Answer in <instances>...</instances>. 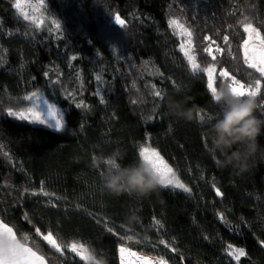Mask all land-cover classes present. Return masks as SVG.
<instances>
[{
  "label": "trees",
  "instance_id": "trees-1",
  "mask_svg": "<svg viewBox=\"0 0 264 264\" xmlns=\"http://www.w3.org/2000/svg\"><path fill=\"white\" fill-rule=\"evenodd\" d=\"M33 1L41 3L39 22L24 20L16 0H0V217L19 240L49 264L89 262L70 248L56 252L37 228L51 231L62 249L71 243L95 249L107 264H121L122 247L168 264H264V136L245 171L220 164L224 156L206 135L220 106L207 73H192L169 24L175 19L193 32L197 62L216 65L217 91L229 83L221 82L222 69L247 85L259 73L245 63L248 34L239 21L247 16L264 36V0ZM205 36L225 49L222 56L212 46L216 61L204 62L201 49L211 44ZM261 85L260 99L264 80ZM155 90L165 93V102L154 103ZM35 91L60 106L62 130L8 115ZM169 97L192 109L191 121L169 113ZM147 144L191 192L163 187L137 198L104 190V165L93 167V158L120 149L122 165L139 163ZM133 211L139 222L129 227ZM229 244L246 255L229 256Z\"/></svg>",
  "mask_w": 264,
  "mask_h": 264
},
{
  "label": "snow or ice",
  "instance_id": "snow-or-ice-1",
  "mask_svg": "<svg viewBox=\"0 0 264 264\" xmlns=\"http://www.w3.org/2000/svg\"><path fill=\"white\" fill-rule=\"evenodd\" d=\"M15 8L21 9L22 5L17 0L15 4ZM24 20H28L29 17L26 13H23ZM247 21V22H245ZM115 22L123 28L125 26V21L120 18L119 15L115 16ZM241 25H243V32L248 34V39L244 40L243 47L245 50V63L248 64L249 68L255 69L256 73H259L258 78H254L253 81L247 83H241V81L235 79V77H230L229 72L226 69H222L219 72V76L224 79H229L228 86L231 88L233 94L239 96H257L261 97L262 92V85L261 80H264V36H261V33L257 27H254L252 22L249 20L247 16L244 17V20L239 21ZM169 24L171 27L179 29L181 36H186V42H181L180 50L184 53L187 57L188 63L191 65V71L193 74H201L207 73V87L211 91L212 97L216 96L217 88L215 87L214 81V74L216 73V65L211 64L206 67H201V63L197 62V56L194 53L195 49L193 46V32L190 31L188 28L184 27L178 20H170ZM56 27L59 28L60 25L57 23ZM231 27V25H230ZM205 40H211V44L203 47L201 49V54L207 53V56L204 58V62H207V57H211L212 61H216L217 56L213 54V45H216V41L212 39L210 36H205ZM223 43L228 45V36L225 35L223 38ZM256 51L259 53V56H249V49ZM230 51V45H229ZM215 52L219 53L220 55H224L225 49L216 45ZM75 59V57H73ZM251 75V74H250ZM97 80H101V77L97 76ZM154 87V86H153ZM37 94L33 92L30 96L25 97L26 100H31ZM71 95V94H70ZM155 98H158L154 103L158 102H165V93L162 90H155L153 92ZM264 99V98H261ZM103 99H101V103H103ZM47 103V102H45ZM136 103V101H133ZM78 108H84L86 105L83 103H78L76 105ZM49 110V118L52 122H47V126L53 128L56 131H60L64 128L63 123V116L58 118L56 115L57 109L52 104H47ZM8 115L12 117H16L19 120H31L33 123H40L45 124L46 121L41 119V113L37 112L35 108H26L24 110L19 111H12L11 109L8 110ZM201 119L204 117L201 116ZM208 119H211L209 117ZM171 130V129H170ZM3 146L0 145V148ZM7 155V153H5ZM140 156L142 160L149 165L151 170L159 177L160 182L163 187L168 188H176L182 189L185 192H191V189L188 188L180 179L177 177L175 171L172 167H170L164 159L160 156V154L154 150L149 149L148 147H143L140 151ZM215 187V185H213ZM41 193L44 196H49L50 194L44 190L43 184L41 185L40 189ZM216 194L218 196H223V193L220 191L219 188L216 189ZM54 195V194H52ZM54 206V205H53ZM221 220H224L223 215L220 216ZM156 224H160L159 221L155 222ZM162 227V225H160ZM111 231V229H108ZM36 233L38 236L42 237L43 241L47 242L51 245L52 249L56 252H61L65 249L70 248L71 252L77 253L82 260L90 261L91 260V253L89 252L88 248L85 244H77L71 243L70 245L65 244L64 248L62 249L61 244L58 243L57 239L54 237L51 231L47 232V234L41 233L40 229H36ZM131 239V237H128ZM161 243H164L161 241ZM0 246L9 253L5 255L2 259H0V264H47V261L44 256L38 255L36 251H33L31 247H27L24 244H21L17 239L16 233L13 231L12 227H9L7 224L0 222ZM175 250V249H173ZM120 251L123 253L126 251L125 248H121ZM226 252L229 256L234 257L237 261L240 257L246 255L245 251L242 248H234L231 244L227 246ZM132 256H135V253H129ZM142 264H152V262L145 257L138 258ZM158 264H167V262L163 259H160Z\"/></svg>",
  "mask_w": 264,
  "mask_h": 264
},
{
  "label": "clouds",
  "instance_id": "clouds-1",
  "mask_svg": "<svg viewBox=\"0 0 264 264\" xmlns=\"http://www.w3.org/2000/svg\"><path fill=\"white\" fill-rule=\"evenodd\" d=\"M213 101L220 106V111L211 120L214 123L207 129L206 135L211 147L221 153L223 167H232L240 172L250 166L251 159L261 150L260 137L264 136V99L257 96H239L233 94L228 85H224L213 96ZM169 113L178 119L192 120V109H185L183 102L168 98ZM259 113V115H258ZM203 123V121H200ZM122 150L116 149L110 155L93 158V167L104 165L100 180L104 190L115 197L125 194L137 198H146L159 193L163 188L159 177L143 160L139 163L122 165ZM128 226L139 222L133 211L126 217ZM89 264H107L102 255L91 250Z\"/></svg>",
  "mask_w": 264,
  "mask_h": 264
},
{
  "label": "rangeland",
  "instance_id": "rangeland-1",
  "mask_svg": "<svg viewBox=\"0 0 264 264\" xmlns=\"http://www.w3.org/2000/svg\"><path fill=\"white\" fill-rule=\"evenodd\" d=\"M19 2L21 3V5H22V11H21V9H18L19 10V12H20V14L23 16V14H22V12L23 13H26L27 15H28V17H29V19L28 20H30V21H36V22H39V20L41 19L40 17V12H41V3H38V2H35V1H33V0H19ZM16 3H17V0H16ZM182 24V23H181ZM183 25V24H182ZM185 27V26H184ZM176 29V28H175ZM176 31H177V34L179 35V37L181 38V42H186V40H187V37L186 36H181L180 35V30L179 29H176ZM249 56H259V53L258 52H256V51H253L251 48L249 49ZM215 78H216V76H215V74H214V81H215ZM35 93L37 94L36 96H34L31 100H26L25 99V97H27V96H30V95H25V97L23 98V99H21L20 101H19V103L16 105V106H14V107H12V108H10L12 111H19V110H24V109H26V108H35L36 109V111L37 112H40L41 113V116H40V118L41 119H44L45 121H46V123L45 124H40V123H33V122H31V120H27V121H29V122H31L32 124H34V125H39V126H42V127H45V128H48V126H47V122H52V121H50V118H49V110H48V107H47V104H52V105H54L55 106V108L57 109V112H56V115H57V117L59 118L60 116H61V114H62V112H61V108H60V106L59 105H55V104H53L49 99H48V97H47V95H44V93L43 92H40V91H35ZM45 102H47V103H45ZM62 116H63V114H62ZM15 118V117H14ZM26 121V120H25ZM63 123L65 124V119H64V116H63ZM50 128V127H49ZM53 129V128H52ZM143 147H148L149 149H154V150H156L159 154H160V156L164 159V161L170 166V167H172L173 168V170L175 171V169H174V167H173V165H171L166 159H165V157L163 156V155H161V153H160V151H158L156 148H154V147H152L151 145H149V144H147V145H145V146H143ZM142 147V148H143ZM141 148V149H142ZM141 149H140V151H141ZM175 173H176V171H175ZM176 175H177V173H176ZM177 177L180 179V177L177 175ZM180 181L181 182H183L188 188H190L191 189V187H189L183 180H181L180 179ZM168 188H172V187H168ZM174 189H176V188H174ZM176 190H179V191H183L182 189H176ZM187 193H189V192H187ZM77 244H80V243H77ZM123 248H125L126 249V251L125 252H121L120 251V255H121V264H134V263H132V262H130V261H127V256H129L127 253H128V251H130V250H132V249H129V248H126V247H123ZM134 251V250H133ZM136 252V251H135ZM75 253V252H74ZM138 253V252H137ZM75 254H77V253H75ZM139 254H145V253H139ZM78 255V254H77ZM146 255H148V254H146ZM79 256V255H78ZM148 256H150V257H152L151 255H148ZM80 257V256H79ZM153 257H155V258H158V257H156V256H153ZM160 259V258H159ZM86 262H89V261H86Z\"/></svg>",
  "mask_w": 264,
  "mask_h": 264
},
{
  "label": "bare ground",
  "instance_id": "bare-ground-1",
  "mask_svg": "<svg viewBox=\"0 0 264 264\" xmlns=\"http://www.w3.org/2000/svg\"><path fill=\"white\" fill-rule=\"evenodd\" d=\"M129 253H135L136 255L135 256H132V255H130ZM129 256H127V261H130V262H132V263H134V264H142V262L138 259L139 257H145V258H148L151 262H152V264H158V262H159V258H155V257H150V256H148V255H146V254H139V253H137V252H135V251H133V250H130V251H128V253H127ZM167 262V261H166ZM167 264H168V262H167Z\"/></svg>",
  "mask_w": 264,
  "mask_h": 264
},
{
  "label": "water",
  "instance_id": "water-1",
  "mask_svg": "<svg viewBox=\"0 0 264 264\" xmlns=\"http://www.w3.org/2000/svg\"><path fill=\"white\" fill-rule=\"evenodd\" d=\"M0 222H3L4 224H6L2 219H1V217H0ZM9 227H11L10 225H9ZM13 231L15 232V230H14V228H13ZM16 233V232H15ZM17 235V234H16ZM17 239L19 240V238L17 237ZM19 242L21 243V244H24L21 240H19ZM24 245H26V244H24ZM27 247H30V246H28V245H26ZM33 249V248H32ZM33 251H36L35 249H33ZM37 252V251H36ZM9 253H7L3 248H2V246H0V259H2L5 255H8ZM37 254L38 255H40L38 252H37ZM46 259V258H45ZM46 261H47V264H49L48 263V260L46 259Z\"/></svg>",
  "mask_w": 264,
  "mask_h": 264
}]
</instances>
